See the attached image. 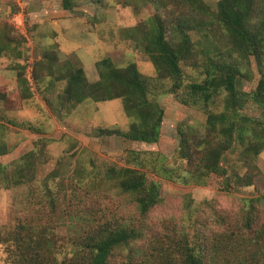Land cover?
<instances>
[{"label": "rangeland", "instance_id": "1", "mask_svg": "<svg viewBox=\"0 0 264 264\" xmlns=\"http://www.w3.org/2000/svg\"><path fill=\"white\" fill-rule=\"evenodd\" d=\"M204 1L211 10H216L217 0ZM72 3V9H64L61 2L55 0H0V43H11L8 52L15 56L13 59L0 58V69H4L0 72V82H6L9 77L5 75L9 65L15 63L17 75L21 63L26 64L28 57L35 61L43 53H55L57 60L49 68L52 72L53 67L58 68L59 75L68 68L82 67L84 70L85 67L86 78L96 81V61L103 57H109L117 66L133 62L141 73L150 75L153 64L133 36L150 29L151 22L148 21L154 14L166 28L183 18L181 10L168 0H72ZM20 9L25 15L26 35L9 21L11 14ZM260 10L264 22V8ZM202 30L190 28L188 33L193 44L188 54L199 55L208 49L220 52L226 59L237 57L235 52L229 51V40L218 24ZM182 67L186 77H198L187 63H182ZM22 72L25 78L24 68ZM243 72L245 76L239 77L237 87L249 91L260 77L256 62L251 59ZM64 85L65 80L61 79L46 87L36 86L33 80L32 90L30 85L25 90L17 89L15 84L7 86L11 91H6L13 95L8 94L0 108V149L7 146L13 149L0 156V164L10 166L34 145L39 149L35 161L27 169L33 177L31 181L11 185L0 169V264H23L20 243L31 236L46 239L44 235L52 239L50 249L55 257L51 260L45 257L46 264L76 262L72 253L83 247L81 244L77 247L72 241L75 231L68 226L66 214L71 209L58 206L62 200L57 193L61 191L59 187L63 181L66 193L70 194V188L85 175L88 176L81 181L84 182L82 187L91 188V194L94 189L101 193L95 201L94 198L86 200L89 208L85 214L92 219L104 215L103 219L111 221L114 216H137L143 218L145 225V235L131 241L127 248L113 252L110 264H177L181 239L187 237L204 246L215 245L216 253L212 249L206 262L223 264L226 250L219 244L224 243L222 237L226 232H233L237 237L234 250L243 249L245 264H264L260 255L264 250V149L254 162L256 167L236 164L240 174L251 176L250 185L233 182L229 188L224 187L214 174L207 177L204 184H184L163 178L151 169L160 165L175 166L178 127L202 132L206 114L199 105H182L172 95H160L159 103L161 101L165 111L158 141H128L114 134H97L99 127L124 129L128 126L129 120L120 99L96 101L86 98L69 107V103L60 99ZM29 93L27 98L30 100L22 102V94ZM210 105L213 110H220L221 98ZM175 110L179 111L177 116ZM246 111L258 113L251 107ZM235 158L236 153L228 156L230 162ZM109 166L139 168L149 180H157L160 202L141 217L129 198L115 194L113 189L108 192L102 174ZM47 186L60 197L56 206L61 209L57 208L55 214H52L46 197ZM82 193V189H77L76 195L80 199L84 197ZM255 198L258 200L253 201ZM60 213L64 215L61 219ZM248 215L253 216L254 221L247 227ZM260 226V234L254 237ZM205 250L207 252L208 247ZM236 255L238 258L239 253Z\"/></svg>", "mask_w": 264, "mask_h": 264}, {"label": "trees", "instance_id": "2", "mask_svg": "<svg viewBox=\"0 0 264 264\" xmlns=\"http://www.w3.org/2000/svg\"><path fill=\"white\" fill-rule=\"evenodd\" d=\"M59 1L64 9L73 8L72 0ZM168 1L181 10L183 18L171 27L168 25L167 29L159 16L154 14L148 21L151 22L150 29L143 30L136 37L133 36L134 41L146 51L153 64L152 74L141 73L133 62L117 66L109 57H103L96 61L98 72L96 81H89L82 67L68 68L58 75V79L65 80L64 100L69 103V107H73L86 98L96 101L120 99L129 120L128 126L124 129L99 127L97 134H114L128 141L145 143H154L161 135L164 109L161 101L159 103L160 95H172L182 105H199L206 114L202 132L192 129L187 131L178 127L176 159L173 161L175 166L160 165L151 171L163 178L174 179L184 184L190 182L204 184L206 178L214 174L221 179L224 187L229 188L233 182L250 185L251 176L240 174L236 164L240 162L256 167L254 162L264 149V22L260 10L264 8V0H217L216 10H211L204 0ZM214 23L224 31L229 40V51L235 52L237 57L230 56L226 59L220 52L214 53L208 49L201 51L199 55L188 54L193 44L188 33L190 28L200 32L203 31V27H209ZM11 48V43L2 41L0 56L12 54L8 52ZM55 59L57 60L55 53L54 55L43 53L40 60H35L32 66L34 79L43 75L39 68L50 69L56 62ZM251 59L256 62L260 72L258 82L249 91L238 89L239 77L245 76L243 67L250 65ZM182 63H187L194 69L198 77H186ZM21 64L24 67L20 66L21 71L16 75V79L25 90L29 88L28 79L23 77L22 72V68L25 71L26 64ZM10 93L13 95V92ZM10 93L0 86V108ZM30 95L31 93L22 94V102ZM219 98L222 106L220 110L215 111L210 103ZM250 107L258 113H248L246 109ZM44 140L46 139H40ZM11 149L12 146L0 149V156ZM38 149L39 147L34 145L10 166L0 164L1 171L6 175L8 173L5 179L8 178L11 185L32 180L33 177L27 169L35 161ZM234 153L236 158L230 162L228 156ZM102 175L108 192L113 189L115 194L129 198L141 217L146 216L161 200L158 181L149 180L146 173L139 168L109 166ZM87 176H83L74 188H70V194L65 191V182H60L61 191L57 195H60L62 202L60 201L58 206L63 205L65 209H71L66 214L68 226L75 231L73 235L75 239L72 241H75L77 247L80 244L83 247L73 251L72 256L76 259L74 264H110L113 252L127 248L131 241L145 235V225L143 218L137 216L123 218L114 216L111 221L103 219L104 215L100 217L96 215L92 219L90 215L85 214L89 208L86 200L94 198L95 201L98 199L97 194H101L96 193L95 189L94 194H91V188L82 187L84 182L81 181ZM107 182L110 183V187ZM45 189L52 214H55L57 208L61 209L56 206V201L60 197L48 186ZM77 189L83 190V199L76 195ZM255 200L258 198L253 201ZM63 216L60 213L59 218ZM251 221H254V217L248 215L247 227L251 225ZM85 224H88L87 227ZM261 229L260 226L255 231L254 237L260 234ZM232 233H224L222 237L224 243L219 244L226 250L223 264H245V261H242L243 249L234 250L238 240ZM44 237L46 239L26 237L27 239L20 243L23 264H46L43 261L45 257L50 260L55 258L53 250L50 249L52 239L46 235ZM181 243L177 264H207L209 252L213 249L216 253L215 245L204 246L202 242H191L188 237L186 240L182 238ZM236 253H239L238 258ZM260 255L264 263V250L260 251Z\"/></svg>", "mask_w": 264, "mask_h": 264}, {"label": "crops", "instance_id": "3", "mask_svg": "<svg viewBox=\"0 0 264 264\" xmlns=\"http://www.w3.org/2000/svg\"><path fill=\"white\" fill-rule=\"evenodd\" d=\"M56 2H59L58 0H55ZM53 2H54V0H53ZM42 55L43 54H41V56H38L37 57V59L36 60H40L41 58H42ZM3 56H6V57H10L11 59H13L12 57H15L14 55H12V54H4V55H1L0 56V58L1 57H3ZM57 57V56H56ZM15 59H17V58H15ZM79 59H80V61L81 60H83L82 59V57H79ZM18 60V59H17ZM26 65H27V67L28 66H30L31 67V77H30V79L27 81L28 82V86L30 85V89L32 90L33 89V87H31V85H32V81L34 80L35 81V84H36V86H40V87H46V86H48V85H50V84H56V82H59L61 79H58L57 77H58V75H59V69L57 68V69H55L54 67H53V72L51 71V69L49 70V69H45V70H42V69H40L39 68V70L43 73V75H42V77H39V78H36V79H34V77L32 76V66H33V62H34V59L33 58H29L28 57V59H26ZM61 61V60H60ZM18 62H19V60H18ZM15 63H12L11 65H9L7 68H6V76L8 75L9 77L7 78V80H6V82H4V80L3 81H1L0 82V86H2V87H4L5 88V90H7V91H11V90H9V84H15L16 86V88L17 89H20V88H22L19 84H18V82L16 81V70H14V65ZM68 66V65H67ZM27 67L25 68V74H26V69H27ZM2 70H4L3 68H1L0 69V72L2 71ZM84 70H85V67H84ZM14 71H15V73H14ZM62 71V70H61ZM13 75V76H12ZM11 76L13 77V79H11ZM2 78V76L0 75V79ZM27 78V77H26ZM33 79V80H32ZM90 81V80H89ZM9 82V83H8ZM34 85V84H33ZM8 86V87H7ZM15 90V88H13V91ZM62 93H63V88H62V91H61ZM61 93V96H60V99L61 100H64V97H63V94ZM26 101H28V100H30L29 98H26L25 99ZM36 100H37V97H36ZM65 101V100H64ZM66 102V101H65ZM165 111V110H164ZM179 114V111L178 110H175V116H177ZM9 153V152H8ZM8 153H6V154H8Z\"/></svg>", "mask_w": 264, "mask_h": 264}, {"label": "built area", "instance_id": "4", "mask_svg": "<svg viewBox=\"0 0 264 264\" xmlns=\"http://www.w3.org/2000/svg\"><path fill=\"white\" fill-rule=\"evenodd\" d=\"M9 21L13 24V26L23 32L25 35L27 34V24L25 20V15L22 9L15 11L11 14ZM26 77L29 80L31 77V67L28 66L26 69Z\"/></svg>", "mask_w": 264, "mask_h": 264}]
</instances>
